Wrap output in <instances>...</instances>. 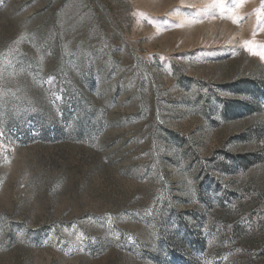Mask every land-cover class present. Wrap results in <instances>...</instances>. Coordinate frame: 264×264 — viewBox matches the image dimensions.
Masks as SVG:
<instances>
[{
    "label": "rangeland",
    "instance_id": "374dc122",
    "mask_svg": "<svg viewBox=\"0 0 264 264\" xmlns=\"http://www.w3.org/2000/svg\"><path fill=\"white\" fill-rule=\"evenodd\" d=\"M262 54L264 0H0V264H264Z\"/></svg>",
    "mask_w": 264,
    "mask_h": 264
},
{
    "label": "snow or ice",
    "instance_id": "6c2138e0",
    "mask_svg": "<svg viewBox=\"0 0 264 264\" xmlns=\"http://www.w3.org/2000/svg\"><path fill=\"white\" fill-rule=\"evenodd\" d=\"M245 43H246V44H250L251 42H250V41H246ZM262 55H264V54H262Z\"/></svg>",
    "mask_w": 264,
    "mask_h": 264
}]
</instances>
